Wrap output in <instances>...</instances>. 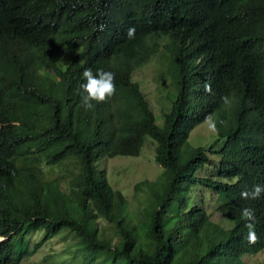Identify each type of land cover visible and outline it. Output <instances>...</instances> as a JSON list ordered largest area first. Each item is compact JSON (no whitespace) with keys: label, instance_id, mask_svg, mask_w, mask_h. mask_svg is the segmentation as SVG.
<instances>
[{"label":"trees","instance_id":"1","mask_svg":"<svg viewBox=\"0 0 264 264\" xmlns=\"http://www.w3.org/2000/svg\"><path fill=\"white\" fill-rule=\"evenodd\" d=\"M250 42L264 44V0H0V264H19L39 229L40 242L66 228L91 262L110 264H244L264 248V197H240L264 185V59L239 48ZM149 59L175 92L161 124L132 79ZM85 68L115 73V94L91 109ZM211 114L229 181L198 176L206 152L187 140ZM145 135L162 170L134 185L152 200L139 235L96 160L138 154ZM29 163L44 173L19 167ZM195 184L221 194L213 209L231 225L195 204ZM243 207L255 209V242Z\"/></svg>","mask_w":264,"mask_h":264},{"label":"rangeland","instance_id":"2","mask_svg":"<svg viewBox=\"0 0 264 264\" xmlns=\"http://www.w3.org/2000/svg\"><path fill=\"white\" fill-rule=\"evenodd\" d=\"M150 60L134 70L132 79L138 82L144 92L152 107L155 122L161 124L162 110L169 107L170 98L174 96L175 92L165 82L168 80V74L162 70L163 64L157 62L156 65H152ZM210 116L213 117V114ZM187 140L190 145L202 146L206 152V163L196 171L198 176L229 181L227 178L218 176L215 166L218 158L216 151L222 146V139L219 138L216 141V132L210 131L205 120L191 129ZM154 146L155 141L149 135H145L138 154L114 155L96 160L97 167L105 169L110 186L118 190L124 197L123 202L115 203L117 212L136 225L139 235H142V230H144L145 220H147L146 212L150 209L152 200L146 189L135 190L134 185L143 178L155 179L160 176L162 169L153 161ZM19 167L38 175L45 171L41 169V165L34 163L21 164ZM193 188H195V204L209 214L210 220L217 222L222 227L231 225L230 221L224 220L221 214L213 209L221 199V194L218 191L200 184H195L191 190ZM183 209H180V212ZM172 213L176 214L174 211ZM100 223L105 227L106 233H113L112 226H107L104 220H101ZM41 234L42 230L39 229L31 231L27 235L29 248H32V252L23 257L19 264H110L100 257L94 258L91 262V259L85 256L86 251L82 249L80 243L76 242L75 236L66 228H61L52 237L39 242ZM35 242L38 243L36 248H34ZM242 258L245 264H264V248L254 254L244 255ZM227 264L234 263L229 260Z\"/></svg>","mask_w":264,"mask_h":264},{"label":"clouds","instance_id":"3","mask_svg":"<svg viewBox=\"0 0 264 264\" xmlns=\"http://www.w3.org/2000/svg\"><path fill=\"white\" fill-rule=\"evenodd\" d=\"M135 29L129 28L127 30V35L129 38L134 36ZM58 43V42H57ZM245 54L251 53L253 61L259 63L264 59V44H259L255 42H250L248 44H243L241 47ZM83 83L81 84V96L82 104L86 109H91L94 107L93 101L96 103H103L109 98H111L116 91L115 85V73L111 71H105L103 69H98L93 73L91 68H85L82 72ZM205 91L210 92V84H205ZM222 101L226 106H230L232 100L225 96L222 97ZM206 123L210 131H217V121L212 116H207L205 118ZM240 197L242 200H257L264 197V185H254L252 189L245 188L241 191ZM241 217L246 221L245 227L248 229L247 239L248 241L255 242V227L257 222V217L255 214V209L252 207H243L240 212ZM3 240V236H0ZM0 240V241H1ZM248 255V254H245ZM244 256V255H243ZM241 256V258L243 257ZM242 261L244 262L243 258ZM245 264V262H244Z\"/></svg>","mask_w":264,"mask_h":264}]
</instances>
